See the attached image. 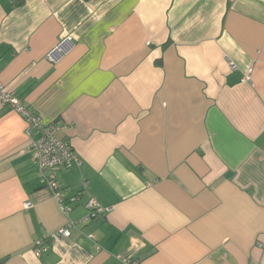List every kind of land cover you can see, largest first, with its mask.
Returning <instances> with one entry per match:
<instances>
[{"label":"crops","instance_id":"1","mask_svg":"<svg viewBox=\"0 0 264 264\" xmlns=\"http://www.w3.org/2000/svg\"><path fill=\"white\" fill-rule=\"evenodd\" d=\"M0 83L79 161L0 103V264H264V0H0Z\"/></svg>","mask_w":264,"mask_h":264},{"label":"built area","instance_id":"2","mask_svg":"<svg viewBox=\"0 0 264 264\" xmlns=\"http://www.w3.org/2000/svg\"><path fill=\"white\" fill-rule=\"evenodd\" d=\"M72 45L73 39L70 35L63 37L48 51L46 54L47 61L50 63L58 62L69 51ZM229 66L231 69L236 68L235 64L231 61L229 62ZM251 73L252 68L249 67L245 78L250 79ZM0 103L3 106H9L12 110L19 113L25 120L28 130L36 131L37 136L30 142L28 151L37 168V174L41 183L44 187L52 190L61 210L66 214L69 211L68 204L64 201L66 200V196L61 193L60 185L56 179V170L61 168L69 169L74 161H79L70 146L56 135L57 130L62 126L56 123L43 124L40 115L32 112L11 90L1 83ZM76 197L77 194L71 196L70 199L74 200ZM31 205L32 203L28 201L24 204L25 208H29ZM86 207L89 210L87 217L92 219L97 218L106 211V208L100 205L93 197L87 200ZM71 227V225L59 227L42 240L34 241L32 248L34 255L39 256L53 241L70 236Z\"/></svg>","mask_w":264,"mask_h":264},{"label":"water","instance_id":"3","mask_svg":"<svg viewBox=\"0 0 264 264\" xmlns=\"http://www.w3.org/2000/svg\"><path fill=\"white\" fill-rule=\"evenodd\" d=\"M4 260L0 261V263H2Z\"/></svg>","mask_w":264,"mask_h":264}]
</instances>
